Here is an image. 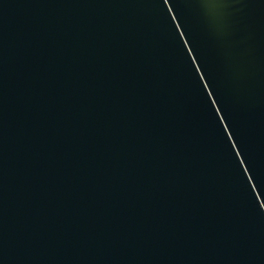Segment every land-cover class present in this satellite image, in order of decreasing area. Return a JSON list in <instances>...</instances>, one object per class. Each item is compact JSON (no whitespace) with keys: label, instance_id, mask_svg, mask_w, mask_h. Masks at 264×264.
Here are the masks:
<instances>
[{"label":"water","instance_id":"1","mask_svg":"<svg viewBox=\"0 0 264 264\" xmlns=\"http://www.w3.org/2000/svg\"><path fill=\"white\" fill-rule=\"evenodd\" d=\"M0 264H264V0H0Z\"/></svg>","mask_w":264,"mask_h":264}]
</instances>
